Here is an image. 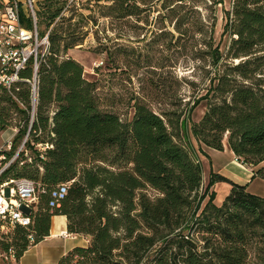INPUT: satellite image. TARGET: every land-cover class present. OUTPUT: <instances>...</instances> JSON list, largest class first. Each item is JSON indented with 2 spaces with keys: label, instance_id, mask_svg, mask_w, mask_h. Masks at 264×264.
<instances>
[{
  "label": "trees",
  "instance_id": "1",
  "mask_svg": "<svg viewBox=\"0 0 264 264\" xmlns=\"http://www.w3.org/2000/svg\"><path fill=\"white\" fill-rule=\"evenodd\" d=\"M128 1L108 0L98 5V14L116 20L139 15ZM161 1L164 18L171 20L184 0ZM69 2L36 3L39 34L50 30L49 56L38 71L30 127L28 87L20 85L14 99L0 92V130L11 127V112L19 118L10 151L0 154L9 161L27 133L24 147L34 153L31 159L20 152L0 175V185L26 178L44 190L30 228L0 233V252L12 250L18 263L29 246L49 235L51 218L63 216L67 234L88 243L57 264H249L253 248L264 264V198L215 173L201 194V166L183 143L186 112L207 100L204 115L190 127L192 136L218 152L227 146L253 179L264 181V0H233L224 27L227 51L210 46L218 70L205 96L190 109L188 103L173 111L155 112L137 102L129 122L101 109L95 84L69 57L81 46L85 27ZM22 25L31 28L24 16ZM174 29L180 32L176 24ZM30 75L27 70L22 77ZM45 145L50 148H37ZM65 183L71 184L59 207L49 208L50 192ZM217 183L230 187L220 206L213 202L214 192L208 194Z\"/></svg>",
  "mask_w": 264,
  "mask_h": 264
},
{
  "label": "rangeland",
  "instance_id": "2",
  "mask_svg": "<svg viewBox=\"0 0 264 264\" xmlns=\"http://www.w3.org/2000/svg\"><path fill=\"white\" fill-rule=\"evenodd\" d=\"M141 1L147 4L142 5ZM149 2L129 0V5L138 6L139 15L124 20L99 16L98 5H108V0L69 2L70 9L83 15L85 27L81 30L84 34L81 46L69 51L68 55L82 66L84 78L95 84V96L101 109L117 115L123 122L131 121L137 102L148 105L155 112L183 109L188 103L190 109L193 101L206 95L210 81L217 73L218 66L215 67L210 56L212 48L225 53L230 41L224 27L233 0H184L175 7L171 20L164 18L166 11L161 7V0ZM175 24L180 32L175 31ZM206 109L207 100H202L186 112L184 137ZM10 119L11 127L0 130L2 152L8 151L6 147L13 143L18 132L15 125L19 118L11 112ZM21 147L22 143L16 152ZM22 149L25 157L34 158L30 149ZM201 169L202 194L212 171L208 173L205 165ZM229 190L228 184L217 183L208 194L214 192L213 202L220 206ZM251 191L264 197V188L257 182L250 186ZM147 192L155 196L154 192ZM207 201L208 197L202 201L200 209ZM0 233L9 236L12 231ZM13 254V251L0 252V261H14ZM257 254V249H251L249 264H259Z\"/></svg>",
  "mask_w": 264,
  "mask_h": 264
},
{
  "label": "built area",
  "instance_id": "3",
  "mask_svg": "<svg viewBox=\"0 0 264 264\" xmlns=\"http://www.w3.org/2000/svg\"><path fill=\"white\" fill-rule=\"evenodd\" d=\"M36 3L35 0H25L24 3L10 0L4 2L3 8L0 9V92L14 99L20 90V85L28 87L30 99L28 127L34 121L38 98V94H33V86H38L39 68L49 56L50 30L43 36L39 34L35 16ZM23 16L30 20V29L22 25ZM27 70L31 75L28 79H24L22 74ZM18 105L21 109H25L22 103ZM27 139L28 133L23 139L21 149L9 161H6V157H0V175L20 152H24L22 148ZM6 148L10 151L11 143ZM37 148L45 151L50 146H38ZM70 184H61L50 192L49 208L59 207ZM43 193L44 190L29 179L4 181L0 185V231L7 233L16 226L30 228L32 216L36 213L39 204V196ZM61 237L69 236L67 233H62ZM11 252L12 250L9 251Z\"/></svg>",
  "mask_w": 264,
  "mask_h": 264
},
{
  "label": "crops",
  "instance_id": "4",
  "mask_svg": "<svg viewBox=\"0 0 264 264\" xmlns=\"http://www.w3.org/2000/svg\"><path fill=\"white\" fill-rule=\"evenodd\" d=\"M183 143L201 167L204 165L207 167L208 173L212 171V173L219 174L235 184L246 186V190L256 196L259 195L255 194L254 191L250 192V186L257 182L264 188V183H262L264 181L258 178L253 179L252 170L243 166L227 146L223 152L210 149L199 143L189 129L186 131ZM62 233H67L66 218L54 216L50 221L49 235L43 241L29 246L18 263L11 260L8 262L0 261V264H57L67 252L75 247H85L88 243L87 239L82 236L67 234L69 237L62 238Z\"/></svg>",
  "mask_w": 264,
  "mask_h": 264
},
{
  "label": "bare ground",
  "instance_id": "5",
  "mask_svg": "<svg viewBox=\"0 0 264 264\" xmlns=\"http://www.w3.org/2000/svg\"><path fill=\"white\" fill-rule=\"evenodd\" d=\"M36 86H33V94H36ZM0 153H1V151H0ZM0 157H4V155L3 154H0ZM23 179H26V178H23Z\"/></svg>",
  "mask_w": 264,
  "mask_h": 264
}]
</instances>
